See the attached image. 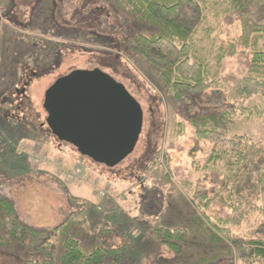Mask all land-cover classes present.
<instances>
[{
  "label": "rangeland",
  "instance_id": "374dc122",
  "mask_svg": "<svg viewBox=\"0 0 264 264\" xmlns=\"http://www.w3.org/2000/svg\"><path fill=\"white\" fill-rule=\"evenodd\" d=\"M115 4L0 0V200H11L21 220L39 229L73 217L72 232L88 253L127 246L125 257L102 264H242L229 244L212 241L193 201L198 190L206 192L198 185L211 166V145L196 138L188 118L220 106L225 94L208 91L193 103L176 101L156 68L127 45L132 33L156 29ZM209 22H216L212 15ZM234 67L232 60L225 62L226 71ZM95 69L124 85L144 111L135 151L114 168L82 159L46 124L47 90L72 71ZM228 125L264 142L261 119ZM77 163L81 177L73 180ZM192 223L180 252L156 233ZM256 232L264 236V221ZM4 234L0 216V264L26 262L28 243L7 246Z\"/></svg>",
  "mask_w": 264,
  "mask_h": 264
},
{
  "label": "trees",
  "instance_id": "16d2710c",
  "mask_svg": "<svg viewBox=\"0 0 264 264\" xmlns=\"http://www.w3.org/2000/svg\"><path fill=\"white\" fill-rule=\"evenodd\" d=\"M112 1L130 10L134 21L156 29L150 35L132 33L127 45L156 68L176 101L193 103L208 91L224 92L223 104L188 118L196 138L211 145V166L198 185L206 192L198 190L193 200L199 210L196 219L212 241L230 245L237 262L264 264V236L256 232L264 221V142L228 125L264 121V0ZM210 15L216 22H209ZM228 60L235 65L230 71L225 70ZM0 216L5 245L28 243L29 259L23 264H102L110 257H125L127 246L88 253L72 232L73 217L53 229L35 228L21 220L7 198L0 200ZM192 225L156 233L180 252Z\"/></svg>",
  "mask_w": 264,
  "mask_h": 264
},
{
  "label": "water",
  "instance_id": "95a60500",
  "mask_svg": "<svg viewBox=\"0 0 264 264\" xmlns=\"http://www.w3.org/2000/svg\"><path fill=\"white\" fill-rule=\"evenodd\" d=\"M44 109L47 125L60 142L109 168L133 154L144 126L140 103L99 69L59 78L46 92Z\"/></svg>",
  "mask_w": 264,
  "mask_h": 264
},
{
  "label": "built area",
  "instance_id": "2783aa9c",
  "mask_svg": "<svg viewBox=\"0 0 264 264\" xmlns=\"http://www.w3.org/2000/svg\"><path fill=\"white\" fill-rule=\"evenodd\" d=\"M22 150L21 151H25L24 150V145L21 146ZM20 153H23L21 152ZM79 176L81 177V170L79 168L73 169V171L70 173V179H77L79 178Z\"/></svg>",
  "mask_w": 264,
  "mask_h": 264
},
{
  "label": "flooded vegetation",
  "instance_id": "af4514ba",
  "mask_svg": "<svg viewBox=\"0 0 264 264\" xmlns=\"http://www.w3.org/2000/svg\"><path fill=\"white\" fill-rule=\"evenodd\" d=\"M96 70V69H95ZM76 71V70H75ZM73 72V71H72ZM25 84H28V82H26ZM26 88V87H25ZM46 124H47V122H46ZM48 126V125H47ZM56 138V137H55ZM57 139V138H56ZM58 140V139H57ZM59 141V140H58Z\"/></svg>",
  "mask_w": 264,
  "mask_h": 264
},
{
  "label": "crops",
  "instance_id": "0c3cea01",
  "mask_svg": "<svg viewBox=\"0 0 264 264\" xmlns=\"http://www.w3.org/2000/svg\"><path fill=\"white\" fill-rule=\"evenodd\" d=\"M16 165H18V164H16ZM19 165H21V166H22V164H20V163H19ZM80 189H81V187H80Z\"/></svg>",
  "mask_w": 264,
  "mask_h": 264
}]
</instances>
